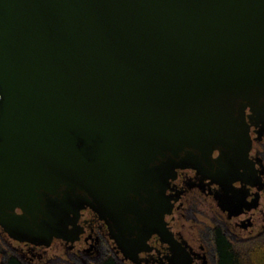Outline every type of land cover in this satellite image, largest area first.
<instances>
[{
    "label": "water",
    "instance_id": "water-1",
    "mask_svg": "<svg viewBox=\"0 0 264 264\" xmlns=\"http://www.w3.org/2000/svg\"><path fill=\"white\" fill-rule=\"evenodd\" d=\"M252 123L264 130V0H0L13 240L66 239L86 207L143 222L155 186L165 231L175 170L213 160L234 180Z\"/></svg>",
    "mask_w": 264,
    "mask_h": 264
},
{
    "label": "flooded vegetation",
    "instance_id": "flooded-vegetation-1",
    "mask_svg": "<svg viewBox=\"0 0 264 264\" xmlns=\"http://www.w3.org/2000/svg\"><path fill=\"white\" fill-rule=\"evenodd\" d=\"M250 148L234 180L212 168H179L164 192L143 204V222L129 211L105 218L79 214L67 238L45 245L11 239L0 227V264H219L222 251L243 256L264 244V130L249 126ZM133 200L138 202L136 196ZM152 231V232H151ZM144 239V241H143Z\"/></svg>",
    "mask_w": 264,
    "mask_h": 264
},
{
    "label": "trees",
    "instance_id": "trees-1",
    "mask_svg": "<svg viewBox=\"0 0 264 264\" xmlns=\"http://www.w3.org/2000/svg\"><path fill=\"white\" fill-rule=\"evenodd\" d=\"M7 264H18L11 259ZM219 264H264V244L247 255L237 256L222 251L220 254Z\"/></svg>",
    "mask_w": 264,
    "mask_h": 264
}]
</instances>
